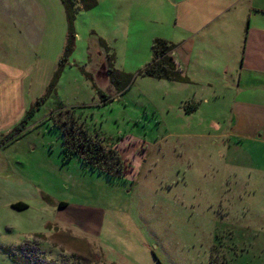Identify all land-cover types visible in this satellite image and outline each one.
Here are the masks:
<instances>
[{"label": "rangeland", "instance_id": "obj_1", "mask_svg": "<svg viewBox=\"0 0 264 264\" xmlns=\"http://www.w3.org/2000/svg\"><path fill=\"white\" fill-rule=\"evenodd\" d=\"M98 1L77 11L63 59L61 0H4L0 159L4 176L38 194L26 209L0 210V264H264V114L236 107L225 83L207 86L199 73L187 83L139 74L154 38L189 36L192 19L171 1L161 10ZM98 37L112 67L131 76L121 92L105 75ZM92 84L110 100L102 104ZM65 110L123 160L120 176L65 157L52 123ZM35 231L70 233L84 253L37 242Z\"/></svg>", "mask_w": 264, "mask_h": 264}, {"label": "crops", "instance_id": "obj_2", "mask_svg": "<svg viewBox=\"0 0 264 264\" xmlns=\"http://www.w3.org/2000/svg\"><path fill=\"white\" fill-rule=\"evenodd\" d=\"M139 1L155 10L163 9V5L166 9L171 1L172 7L179 8L185 17L192 19V25L183 28L188 38L174 43L176 47L172 52L190 80L199 73L207 77V86H212L209 80L225 83L224 89L238 97L239 101L234 103L236 107L247 111L257 109L264 114V0ZM185 1L186 7H183ZM98 3L97 0L96 6ZM129 6L133 7L131 3ZM0 28H4V0H0ZM180 48L183 52L179 54ZM4 168V161L0 159V210L5 206L12 208L17 202L24 203L27 208L25 201L34 200L38 193L19 176L8 173L4 176ZM29 234L30 238L38 239L37 242L49 240L50 244H61L68 250L75 248L84 253L83 249L72 245L70 233L60 232L56 238L37 231Z\"/></svg>", "mask_w": 264, "mask_h": 264}, {"label": "trees", "instance_id": "obj_3", "mask_svg": "<svg viewBox=\"0 0 264 264\" xmlns=\"http://www.w3.org/2000/svg\"><path fill=\"white\" fill-rule=\"evenodd\" d=\"M64 15L66 19V40L63 51V59L67 56L73 47L75 40L74 20L78 10H88L96 6L97 0H61ZM97 43L100 47H103L105 52V74L108 82L114 84L117 92H121L131 80V76L127 73L118 71L112 67L113 54L109 53V47L106 42L98 37ZM176 45L162 38H154L151 44V59L141 68L139 74L142 76L162 79L175 82H190V79L186 76L184 70L173 58L172 52ZM62 63V61H61ZM115 77H122L124 81L123 85L117 86V80ZM91 82L92 77H89ZM55 79L50 81L47 92L51 91ZM92 86L95 89L96 94L102 104H105L110 100L99 88H96L94 84ZM41 100H37L32 108L27 112V116L30 115L34 107L40 105ZM53 126L58 130L61 136L62 150L65 157H77L80 162L91 170L97 171L109 177L120 176L125 170L123 160L117 155V153L110 148H106L98 139L92 138L88 135L87 131L77 124L76 118L73 113L65 110L56 116L52 117ZM21 132L19 128H15L8 136L11 138ZM60 206L63 204H59ZM13 209L23 210L26 208L24 203H14L11 205Z\"/></svg>", "mask_w": 264, "mask_h": 264}, {"label": "water", "instance_id": "obj_4", "mask_svg": "<svg viewBox=\"0 0 264 264\" xmlns=\"http://www.w3.org/2000/svg\"><path fill=\"white\" fill-rule=\"evenodd\" d=\"M106 75V74H105ZM107 77V76H106Z\"/></svg>", "mask_w": 264, "mask_h": 264}]
</instances>
